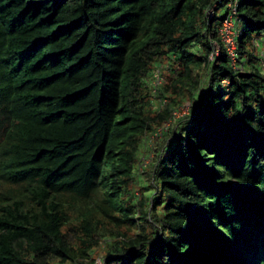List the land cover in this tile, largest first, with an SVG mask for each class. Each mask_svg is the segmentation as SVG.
Listing matches in <instances>:
<instances>
[{"label": "trees", "instance_id": "1", "mask_svg": "<svg viewBox=\"0 0 264 264\" xmlns=\"http://www.w3.org/2000/svg\"><path fill=\"white\" fill-rule=\"evenodd\" d=\"M262 40L264 0H0V264H264Z\"/></svg>", "mask_w": 264, "mask_h": 264}, {"label": "rangeland", "instance_id": "2", "mask_svg": "<svg viewBox=\"0 0 264 264\" xmlns=\"http://www.w3.org/2000/svg\"><path fill=\"white\" fill-rule=\"evenodd\" d=\"M221 15H223V13H221ZM258 52H257V57H262L263 55V51H264V40H262L261 42L258 43ZM261 54V55H260ZM263 58V57H262ZM264 63H262V67H263ZM190 107V105L187 103V104H184L183 106H181L178 110L181 111L180 113V116L183 115L184 113H186L188 111V108ZM183 117H180L179 119H181ZM178 120V119H177ZM161 128V127H160ZM160 128H157L156 131ZM162 141V140H160ZM155 142H152L151 141V137H147L146 138V141L143 142L142 144V149H141V156H140V159H141V163H140V166H139V169H140V173L143 174L144 176H141L140 177V181H145V179H147V176L145 175V173H147V171L150 169V165L155 157V153L153 154L152 150H154V145H155ZM142 186L141 185H135L134 187V190L136 192V196L137 197H141V196H144L146 193L144 192V190H142L141 188ZM17 193H24V190H17ZM64 201L66 202V198L64 199ZM71 201H69L68 203H66V205H69ZM83 206L84 204H81V207L80 209H83ZM70 215H71V218L73 220L76 219V217L78 218L79 217V213L75 210H72L70 212ZM72 220V221H73ZM75 222V221H74ZM107 248V242H102L101 246L99 249H97V251L95 252H92L91 253V259L90 260H95L96 261V264H102V252L105 251V249ZM53 260L51 261L53 264H61L59 262L58 259H55V258H52Z\"/></svg>", "mask_w": 264, "mask_h": 264}, {"label": "built area", "instance_id": "3", "mask_svg": "<svg viewBox=\"0 0 264 264\" xmlns=\"http://www.w3.org/2000/svg\"><path fill=\"white\" fill-rule=\"evenodd\" d=\"M235 15H236V11H235V9H233L231 11V13L229 14V16L227 17V19L224 21L222 28L220 30L221 41L225 45V48L227 49L228 54L231 57V60L233 63H235V60H236L235 39L237 37V31H236L237 20H235ZM220 51L221 50H220L219 46L216 45L214 54L211 56L210 60L213 61L215 56H217V57L220 56V54H221ZM154 77H155L154 86L158 87V86L162 85L163 78H162L160 72H155ZM180 110H177L174 113L175 119H179L180 117H184L185 115H187L189 108H188V111L181 116H180V113H181ZM169 126H170V124H167V125L163 126L162 128H160L155 133V135L151 138V141L154 142V141H157L158 139H161L162 135L164 134V132H166L168 130Z\"/></svg>", "mask_w": 264, "mask_h": 264}]
</instances>
